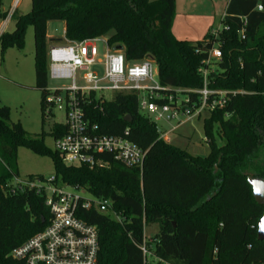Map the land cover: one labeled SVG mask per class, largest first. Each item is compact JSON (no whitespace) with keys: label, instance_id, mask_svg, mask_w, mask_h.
I'll list each match as a JSON object with an SVG mask.
<instances>
[{"label":"trees","instance_id":"16d2710c","mask_svg":"<svg viewBox=\"0 0 264 264\" xmlns=\"http://www.w3.org/2000/svg\"><path fill=\"white\" fill-rule=\"evenodd\" d=\"M31 1L29 13L13 14L14 30L2 33L0 47L2 55L9 49L23 51L27 30L33 29L35 88L41 93L43 116L50 115L44 108L49 22L64 23L68 41L105 38L112 50L122 48L128 63L151 58L164 88L184 94L202 89L198 71L215 40L210 33L198 42L177 40L172 33L175 0ZM222 25L229 29L220 35L222 58L211 64L209 88L245 94H231L223 110L205 119L207 157H194L160 139L155 122L139 112L137 95L116 94L111 102H100L92 94L81 101L90 123L99 125L102 134L126 138L146 151L144 166L142 171L128 168L101 155L107 167H68L45 146L46 134L34 136L11 123L10 108L0 104V264H22L10 253L50 219L43 196L29 190L9 195L4 190L8 181L19 177L20 148L50 158L61 184L113 203L121 222L112 214L92 211L84 216L99 230L97 264H144L139 245L149 225L159 227L154 249L149 246L162 262L264 264V242L257 239L264 207L255 202L245 175L253 166L252 156L264 148V0H230ZM216 127L225 141L222 146L214 141ZM66 132L64 125H57L51 136ZM260 172L255 177L264 179V169ZM35 177L43 178H27Z\"/></svg>","mask_w":264,"mask_h":264},{"label":"built area","instance_id":"2783aa9c","mask_svg":"<svg viewBox=\"0 0 264 264\" xmlns=\"http://www.w3.org/2000/svg\"><path fill=\"white\" fill-rule=\"evenodd\" d=\"M18 2L19 0L9 12L8 19L13 16ZM258 10L262 11L263 7L258 6ZM224 17L225 14L222 20ZM228 29L222 25L210 32L215 42L207 60L198 71L203 78V87L189 90L185 94L179 89L172 91L160 85L158 69L151 58L128 63L121 51L109 48L105 38L80 42L65 39L62 43L52 44L47 52L48 80L70 82L66 88H48L44 98L47 114L51 115L56 108L65 114L66 122L63 125L67 132L54 138V151L59 154L63 163L68 167L103 168L109 163L101 160L99 156L110 155L125 167L140 171L143 169L146 151L126 138L102 134L99 125L90 123L81 107V101L92 94L96 96L106 91L135 94L138 97L139 112L155 116V122L164 119L179 120L180 117L189 120L192 114L200 117L203 111L213 114L227 106L231 94H245L209 88L211 64L222 58L220 35ZM241 37L245 39L244 29ZM100 42L105 47L102 54L97 48ZM79 72L82 73L80 79L84 86L77 84ZM189 94L197 95V99L191 100ZM179 95H183L184 99L179 100ZM99 101L103 102L101 98ZM182 123L179 120V124ZM157 132L160 139L169 144L168 133L158 126ZM11 181V185L7 186V194L18 195L29 190L43 196L50 219L43 230L15 248L10 253V258L22 264H97L100 250L99 230L97 226L89 224L84 216L92 211L112 214L115 220L121 222V217L113 210L110 200L97 198L91 193L93 198L87 199L80 194L88 192L87 190L63 185L55 176L49 180L15 177ZM67 188L71 191L66 190ZM149 243L151 241L148 242L144 234L143 242L139 245L144 264H151L150 258L155 260L152 264H169L153 257Z\"/></svg>","mask_w":264,"mask_h":264},{"label":"rangeland","instance_id":"374dc122","mask_svg":"<svg viewBox=\"0 0 264 264\" xmlns=\"http://www.w3.org/2000/svg\"><path fill=\"white\" fill-rule=\"evenodd\" d=\"M15 2L16 0H1L0 34L4 25L1 15L11 12ZM228 2L229 0H178L179 11L174 22L175 32L178 33L176 35H184L196 42L201 41L205 36V22L214 20V29L222 26L221 18L225 14ZM31 8V0H21L17 15L27 14L31 11ZM184 16L190 17L192 21L190 22ZM7 30H14V21ZM49 33L52 36L51 39L63 38V23L49 22ZM25 42L23 51L9 49L4 55H2L0 47V104L10 108L11 123H19L25 131L34 136L46 134L45 146L54 151V138L51 136V132L55 126L65 124V114L56 108L51 115L43 116L41 93L35 88L34 31L31 27L27 30ZM51 45L52 43L49 41L48 48ZM97 48L101 54L105 51V47L101 42L97 44ZM99 74L102 75L101 70H99ZM77 76L78 86H84L85 84L80 79L82 73L79 72ZM69 84V81L48 80L49 89L66 88ZM179 90L184 93L183 90ZM115 95L113 92L106 91L94 96L97 100L101 98L103 102H111ZM178 98L183 100L184 96L179 95ZM210 115L209 112L203 111L200 117L192 114L189 120H186V117H180L179 120L183 122L182 124H179V120L167 121L164 119L154 122L163 132L168 133L167 138L170 145L184 150L194 157L204 158L210 154V145L204 132V121ZM145 116L152 121L155 117ZM214 131L215 143L218 146L224 145V139L217 134V127ZM252 162L253 166L249 169V172L259 175L260 170L264 169V148L258 150L252 156ZM17 168L21 179H26L32 175H40L45 180H49L55 175L54 165L50 158L40 157L25 148H20L18 151ZM11 182L8 181L5 184L4 190L7 189L8 184L11 185ZM66 190L71 191L69 188ZM80 194L90 200L93 198L88 192H81ZM158 231L159 227L157 225H149L144 228L145 237L148 242L151 241L149 244H151L152 249H154V238ZM149 261L151 264L155 263L153 258H150Z\"/></svg>","mask_w":264,"mask_h":264},{"label":"crops","instance_id":"0c3cea01","mask_svg":"<svg viewBox=\"0 0 264 264\" xmlns=\"http://www.w3.org/2000/svg\"><path fill=\"white\" fill-rule=\"evenodd\" d=\"M17 1V0H16ZM230 1V0H229ZM20 2H21V0H19V2H18V4H17V7H16V12L15 13H17V10H18V7H19V5H20ZM175 2H176V14H175V18H176V15H177V13H178V11H179V7H178V0H175ZM16 3V2H15ZM229 3V2H228ZM228 5V4H227ZM226 8H227V6H226ZM14 10V11H15ZM225 12H226V9H225ZM187 16V15H186ZM224 16V15H223ZM223 16H222V18H223ZM8 17H9V13H8V16L6 17V19L4 20V25H3V29H2V31H1V34L2 33H4V32H6V31H8L7 29L9 28V25L14 21V19H13V16H11L9 19H8ZM175 18H174V22H175ZM184 18H187L190 22L192 21L191 19H190V17H185L184 16ZM222 18H221V21H222ZM208 20V19H207ZM214 20H210L209 22H205L204 24H205V36L208 34V33H210L212 30H214ZM187 23V22H186ZM14 25H15V22H14ZM63 31H64V37L63 38H52L51 39V35H50V33H49V23H48V25H47V39H48V42L50 41L52 44H55V43H62V42H64L65 41V25H64V23H63ZM10 32V31H9ZM172 33H173V35H174V37L177 39V40H180V41H191V42H196V41H192L191 39H189L188 37H185L184 35H176V34H178L177 33V31L175 32V28H174V23H173V26H172ZM204 36V37H205ZM204 37L201 39V41L204 39Z\"/></svg>","mask_w":264,"mask_h":264},{"label":"water","instance_id":"95a60500","mask_svg":"<svg viewBox=\"0 0 264 264\" xmlns=\"http://www.w3.org/2000/svg\"><path fill=\"white\" fill-rule=\"evenodd\" d=\"M118 51H122V48L119 47ZM126 121L130 122V118H126ZM245 175L247 176L248 184L252 188V195L255 202L259 206L264 207V179L255 177L252 173H246ZM41 222L44 223L45 220L41 219ZM257 239L260 242H264V214L258 221Z\"/></svg>","mask_w":264,"mask_h":264}]
</instances>
